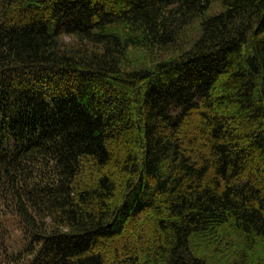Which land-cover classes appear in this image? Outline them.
Masks as SVG:
<instances>
[{
	"label": "trees",
	"instance_id": "trees-1",
	"mask_svg": "<svg viewBox=\"0 0 264 264\" xmlns=\"http://www.w3.org/2000/svg\"><path fill=\"white\" fill-rule=\"evenodd\" d=\"M212 2L0 0V264H264V0Z\"/></svg>",
	"mask_w": 264,
	"mask_h": 264
},
{
	"label": "rangeland",
	"instance_id": "rangeland-1",
	"mask_svg": "<svg viewBox=\"0 0 264 264\" xmlns=\"http://www.w3.org/2000/svg\"><path fill=\"white\" fill-rule=\"evenodd\" d=\"M223 9L224 8L222 6L221 0H213L211 6L207 9V11L204 13L203 16H201V17H199V19H197V21L199 22V21H201L204 18H208L210 16H213V15L219 13L220 11H222ZM193 33H195V31L191 30V34H190L191 37L193 36ZM185 43L186 44H182V42H180V44H179V45H181L180 48H178V47L176 48L175 47V48H171L170 50L168 49L167 51H164V50L161 51L160 50L162 52V54L160 56H162L163 58H168L171 55L179 54L180 52H182L181 51L182 48H187L188 43L187 42H185ZM154 51H155L156 55L157 54L159 55V53H158L159 49L157 47L154 48ZM145 52H147L146 49H139L136 52H132V54H133L132 56L134 58V64L136 66L141 67V66L145 65L147 62L150 61L148 59H143L142 58V53H145Z\"/></svg>",
	"mask_w": 264,
	"mask_h": 264
}]
</instances>
